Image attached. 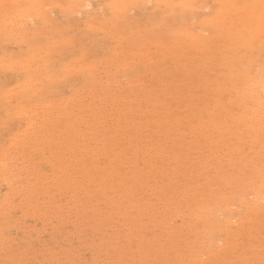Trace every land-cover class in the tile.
<instances>
[{
	"label": "rangeland",
	"instance_id": "obj_1",
	"mask_svg": "<svg viewBox=\"0 0 264 264\" xmlns=\"http://www.w3.org/2000/svg\"><path fill=\"white\" fill-rule=\"evenodd\" d=\"M66 1L67 0H62L61 4L64 5L66 3ZM100 1L101 2H99V0H93L94 5L90 9L93 10V9H96L97 7L100 8L102 6L101 9L97 8V11L99 10L98 11L99 15L96 14L97 16H95V17L101 16L99 18L103 19L105 16H107V12L103 9V5H104L103 3H105L106 0H104L103 2H102V0H100ZM62 2H64V4ZM96 2H99L98 3L99 6H97L98 4ZM209 3H208V5H210L209 6L210 9H206L207 11L204 10V13L199 14L201 18L205 14L207 15L211 12H214V13L216 12L217 7L215 5H213L211 1ZM155 5H156V3L153 1L147 3L146 6L144 5V12L141 11V10H143V8L140 10H137V7H140V6L143 7L142 5L136 6L135 9L133 8L134 10H131L132 14L130 13L129 16H132V17L131 18L129 17V18L135 23L134 25L138 26L141 23L139 26L140 27L144 26L143 28L141 27L140 29H142V30L149 29L150 26L157 24V22L159 21V18L162 15L159 10H154L156 8L152 9L153 7H155ZM52 7L50 8L51 12L49 11L50 13H52V15L50 14L51 16H49V18L54 17L53 20L50 19L52 24H54L55 23L54 21H56V20L58 21V23L56 21L55 25L52 26V24L50 25V22H49V25H45L44 27H42V29L40 31L42 32V30H43V32H42L43 35L41 34L42 36L41 35L39 36L40 45L43 43L44 47H46V46H48V43L51 41V39L52 38L54 39V36L51 34L53 37H49L48 33H55L56 32L55 35H57L56 36L57 38L59 37V39L64 38V40H68V39H74V35L76 36L77 33L79 32L80 35H77L79 37L78 40L80 41L82 39V41H80V42L77 41L78 43H75V41H74V43H75L74 47L68 51H65V52L64 51L62 52L60 50L56 51V55H58V56H55V59H56L55 62L56 63L58 62V64L54 63L55 69H57V70L61 69L62 65L68 64L67 63L68 61H70L69 63H71L77 56L80 55L81 50L83 49L82 48L83 46L85 47V49L87 51L89 49V51H91V53L94 54V55H92V57L97 56L96 62H99L98 60L101 61L104 57L106 58L108 55L110 58L107 57L106 58L107 60L104 59L108 63L103 61V60L101 61L102 63L99 62V63H101L100 64L101 66H99V63H97L98 64V65H96L97 71L100 74L97 75V73H96L97 71H95V76L98 77V78L97 77L95 78L96 81H91V78H88V77H86V79H87L86 80L83 77L78 76V75H75L76 77H74V78H73L74 75H72V78L70 79V77H71V75H70V76H68L69 77L68 81H70V82L67 81V77H66V79H64L63 81L61 80V81H58L57 83H54L55 85L49 84L50 87L47 86V89L50 88V89H48L49 91L48 90H46L47 92L45 91L46 98L50 99L51 102L53 101V103L56 99L57 100V102H55L56 105H53L52 108L54 109L55 108L54 106L57 107V105L58 106L60 105L59 106L60 108L58 107L57 109L55 108V110H53L51 107L50 108L45 107V105H43V103H39V105H37L38 107L36 106L37 109H36L35 114L37 113L38 117L39 116L40 117L45 116L47 118V117H49L48 116V114H49L50 117L54 120L56 117L55 122H58L61 119L60 122H61V124H64V126H62L60 124V122L57 125V127L61 125V127H60L61 132H62V129H64L65 127H69V125H71L73 123L72 126L75 128V132H76V133L74 132L75 133L74 137L69 135V133H67V135H66L65 133L67 131L64 130L63 132H65V133L64 134L62 133L63 136H61V134L59 135V133H61V132H59L58 134L55 133V135L51 134L52 136L50 134L49 135L45 134L44 135L45 138H46V135L49 136V138L47 137L45 139L44 136L39 135L38 131L34 132V130L32 129L33 127L31 128V125H29L30 126L29 128H31L33 131H30L31 129H29L28 126H26L28 123L26 122L27 123L26 124L25 121L20 119V118H17L18 121L16 120V118H14L15 121L18 122L17 126H15L16 122L14 121L15 124L12 123L13 121L10 122L11 117H9L8 114L6 113L4 106H0V121H1L0 127L3 125L1 128L5 130V131H3L0 128L1 129L0 131L3 132V133H0V137H2V136L5 137L4 135L8 136L7 138H4V139L0 138L1 139L0 140V148L2 147V150L0 149V157H1L0 163H3V160H1V159H4V158H2L1 154L4 152H5L4 153L5 155L7 153L8 154L10 153V156L7 154L9 157L5 158L6 159L5 161L6 162L8 161L7 163L10 165V168H11V171L13 172L12 173L13 175L12 176L7 175V176L10 178H13L11 181H12V183L14 182L13 185H11V186H14L13 187L14 189H12V187H10V184H8L5 181V178L3 177V175L0 174V180H1V177H3L2 181H5L8 184V186H7L5 182L0 181V182H2V183H0V203H2L0 205L3 206V207L0 206L1 207L0 208V264H140L139 262H141V264H159V263L161 264L164 261H165L164 262L165 264H169L170 262L167 263V260L169 261L171 259L172 252L174 254L172 256V258H174V259L176 257L177 258L175 260L171 259L170 261H173V262L175 261L174 263L171 262V264H176V263L183 264L182 260H184V262L186 261V263L189 262L191 264L190 261H191L192 257H191V255H189V257H188L186 252L188 254L189 253L191 254L192 249H186L187 251L184 250L185 253L184 252L182 253L184 255H187V259L184 258L183 255H181V256L178 255L179 254L178 252H180V254H181V251H183V249L182 250L180 249L181 246L185 245L188 240L192 241L193 244H195V246L200 247V248L198 247V249L196 248L197 250H195L196 255L198 256L197 257L198 260L201 259L200 257L204 256L203 259L206 260L205 264L209 263V262L211 263L212 261L213 262L211 264H215L214 261L217 263V260H215L213 258L209 259L208 255H202V254H205L204 251L201 252V250L207 251L208 249L207 250L201 249V245L199 243V241H202L204 239V236H205L204 232L200 233L201 231H205V223L200 218L201 217L200 216L201 211L199 208H200V206H202L203 204H206L208 201L212 200L215 197H218V198L221 197V200L218 198L216 199V202H218V201H224L226 197H230L232 195L231 198L234 199V203L232 206L234 209L233 211L234 212H237V211L243 212V210L241 208H239L240 200L243 198L244 195H245V199L248 196V195H246L247 193L245 194V191H247V190L250 191V189L247 187L246 183L250 182L251 180L257 179V176L259 173L261 176L264 177V159H263L264 158V155H263V153H264V142H262L261 144L260 143H254L253 139H251L247 134H246V136H243V137L240 135L241 136L240 138L239 137L236 138L235 135L234 136L227 135L228 133H226V132L224 133L225 129H223V128L215 129L216 131L214 130V126H212L213 123H211V122H215L216 120L218 121V119H219L218 113L220 111H221L220 113H223V111L225 112L226 110H229L228 108H231V110H232V106L229 102L225 101V103H224V100L222 97L227 99L228 98L226 96L227 94L223 95L222 97L218 96L219 99L217 100V96H215L216 99H214V97H212L213 96L212 94L208 95V94L203 93L204 90L201 88L203 87L202 86L203 82L205 84V82L209 81L210 78H208V77H213L211 79L212 82H216V84L219 85L220 87L223 84V81H224L223 79L218 81L217 78H215L213 73L211 75L207 71H204V72H206V74L204 73L205 76H207V74L211 75V76L205 77L203 74V70H200V69H198V71L199 70L200 71H199V73H197L198 72V71L196 72L197 69L193 70L194 69L192 66L193 64H190V62H189V66L191 65L190 66L191 68L188 65H187L188 68H186V67L182 68L185 71H186V69L188 70V72L186 71L187 74H185V76H187V77H184L185 80H182L184 78H181V76H179L180 79H178V80H180V81L176 80V78L178 77L177 72L176 73L172 72L173 75H172V78H170L169 77L170 75H168V74H171V73L170 72L165 73L162 70L163 69L162 64H160L162 66V67H160V65L158 66V64L153 65L152 63H149L150 64L149 68H147L148 64H145V63H148V61L149 62L151 61L150 58H152V55H153V58L155 59V57L158 56L157 53H160L158 51H160L161 49L159 50L158 48H154V47L152 49L153 52L151 51L152 53L151 54L149 53L151 55V57L149 56V54H148V56L150 58L148 56H146L150 60L146 59V61H145L146 57H143L144 60L141 59L142 57H139V55H140L139 54V55H137V57L135 59H134L135 56L132 57L133 61H131V63H130L131 66L128 64V62H127L128 65L124 66L126 61L130 62V60L132 58L130 59V56H129L128 59L125 60L124 57H122V58L120 57V59L115 60L116 56L112 57V55H113L112 52H114L116 50L114 47L115 45H113L117 41L116 39H114L112 41V38H113L112 36L106 35L102 32H97L94 34L92 32L90 34L91 31H89V36H87L88 30H91V29L87 26L88 24H86L85 22H87L86 20H89L90 17L93 15L88 16L87 14H84V15L77 14V15H80L81 17L74 15L75 17H77V18H74L73 14L71 15L70 13H65L66 11H65V8L63 6H61V7L55 6L54 8H52ZM61 9H62V11H61ZM92 10H89V12L90 11L92 12ZM100 10H103V11H100ZM150 10H152V16L153 17L150 15L151 14ZM156 11H157V13H156ZM60 12H62V14L59 15ZM64 13H65V15H64ZM63 15H64V17H63ZM85 15L87 16V18ZM149 15L152 17V19H150L151 17ZM159 15H160V17L158 18ZM68 17L73 18L72 22L75 21V19H76V22H74L76 24V26L73 25L74 23L72 24L73 26H75L76 31H75L74 27L71 26L73 30L70 33H65L68 35L67 36L64 33L62 34L61 31H63L62 29L68 25L67 23H71V22H67L69 20ZM64 18H68V20L64 19ZM81 22L84 23L83 26H82ZM138 22H139V24H138ZM59 23L63 28L62 27L58 28ZM79 23H80V26H79ZM152 23H153V25H152ZM180 24H182V22ZM69 26H70V24H69ZM69 26H68V29H65V31H63V32H66L67 30L69 31V28H71ZM56 27H57V29H56ZM80 27L83 28V30L80 29ZM85 27L87 29L88 28L89 29L86 30ZM60 28H61V31H60ZM45 29H46V31H45ZM54 29H56V31ZM58 29H59V31L57 32ZM44 31H45V33H44ZM44 35H47L48 37L47 36L45 37ZM71 35H73L72 38H71ZM163 35H162V38L165 40L166 37H165V35L164 36ZM65 36H67L68 39H65ZM80 36H81V38H80ZM18 39H20V40H18ZM18 39L16 38L17 42L14 41V38H13L12 41L6 40L5 41L6 43H5L4 42L5 39L0 38V45H2L0 47V51H2V50L7 51V52L8 51H10V52L15 51V53L13 52L14 54L24 55L26 49L23 47V45L21 47L19 46V45H21L20 42L22 43V41H21V38H18ZM91 39L94 41V43H92L93 41ZM165 41H169L168 37H167V40H165ZM45 42H47V43H45ZM51 42H53V41H51ZM17 43H19V45H17ZM43 44L41 46H43ZM87 44H88V46H87ZM76 45H77V48H76ZM116 45H117V42H116ZM112 47H114V48H112ZM47 48L49 49L51 47L49 46ZM154 49L155 50L157 49L158 51L157 50L155 51ZM97 50H98V52H97ZM131 50L134 51V50H136V48L131 49ZM131 50H130V55H132L131 53H133V51H131ZM58 51H60V52H58ZM83 51L84 50H82V52ZM100 51H102L101 54H99ZM119 51L120 50H118V52ZM137 51L138 50H136V54H137ZM61 52L64 53V55L62 54V56H59L61 54ZM161 52H163V51L161 50ZM91 53H90V56H91ZM138 53H139V51H138ZM88 54H89V52H88ZM142 54H145V49H144V53H142ZM154 54H155V56H154ZM67 55H68V58H67ZM114 55H116V52H114ZM72 58H74V59L72 60ZM108 59H111V60L113 59L116 63L113 60H112V62H114L115 64L111 63V61ZM136 59H139L138 61L141 60L140 63ZM120 60L121 61L125 60V61H123V62H125V63H123V68H125L126 66H130V68L127 67V69H125V70L121 69V66H122L121 63L122 62L120 64H117V61L120 62ZM109 61L111 64L109 63ZM169 61H171V62H168V64L166 65V69H168V71L172 70L170 64L173 65V60L170 59ZM103 62H105V64H103ZM134 62H136V63L138 62L137 65H135L136 63L134 64ZM104 65H106V67H104ZM132 65H133V67H132ZM143 65L146 66V68L143 67ZM168 65L170 66V68ZM98 66L100 67V70H98V68H99ZM257 66H259V65L257 64ZM112 67H114V68L112 69ZM116 68L117 69L119 68V70L121 71V72L119 71V73L121 75L119 73L117 74L120 76V77L118 76V78L115 77L116 73H113ZM155 68H157L156 69L158 71V72H156L157 74L154 73V71H156V70H154ZM101 69H105V71L107 70V72L104 73V71L103 70L101 71ZM109 70H111L112 72ZM144 70L146 72H144ZM184 70L180 69V71L178 73H180ZM191 70H192V72L193 71L196 72V73H193L194 75H192V76H194L193 78H197V81H198V82L196 81L194 85L191 84L193 82V79H192V82L190 81V78H192L189 76V74L190 75L192 74ZM116 71L118 72V70H116ZM185 71L182 73L184 74ZM3 72L4 71H2V70L0 71V86H1L0 89H2L3 83H5L7 85V87L12 86L11 88H16L17 86H15V87H13V86L17 85L16 84L17 83L16 82L17 74H14V73L9 72V71H7L8 73L7 72L3 73ZM145 73L148 76H146ZM182 73H180V75ZM133 74H135L136 77H138L139 79L137 78L138 80H136V78L133 77ZM159 74H160V76H159ZM175 74H177L176 78H175ZM195 74H197V75H195ZM154 76H156V77H154ZM188 76L190 77L189 79H187ZM199 76H201V77L203 76L205 78L202 77V79H200L201 81H199V78H198ZM153 77H154L155 81H158L159 78L162 79V77L164 78V80L161 82L159 79V82H160V84H159V83L155 82L154 79H151ZM168 77L170 78L169 81L166 80V79H168ZM99 78L102 80L101 82H100ZM131 78L133 81L131 80ZM106 79H107V81H106ZM186 79H187V82H186ZM115 80H117V81H115ZM174 80L176 81L175 82L176 84L182 83L181 81H183V84L186 86L185 87L186 89L183 88V89H185L184 92L187 93V91L189 92V89H192V92L187 93L188 95L183 93V91H182L183 95L184 94H185V96L186 95L187 96L192 95L193 98H195V99L202 98L203 102L201 101L200 104L201 103L203 104L205 102L206 106H204L203 108L210 111V113H211V115H209L210 117L205 112L201 111L198 108L197 104L195 105V108H193V110H192L190 108L192 106L190 102H188L189 105L187 103H184L186 100H188V98L186 99L187 96L184 97L183 95H180L182 93L179 92V94H178L175 90H172L173 87L175 86V84H173ZM88 81H89V84H88ZM97 81H99V83ZM109 81H111V82H109ZM131 81L134 82V84ZM152 81H154L157 85H154L155 83ZM94 82H95V85H93ZM121 82H123V83H121ZM135 82L137 83V85H139V87L136 85ZM140 82H141L142 87H144L143 85L148 82L149 84L148 85L146 84L147 86H145V88L148 87L147 89L149 90V96L152 93L154 96L159 97L160 102L163 99L162 102H164L165 104L164 105L161 104V105L166 107V108H164V109L160 108L161 107L160 104L155 105L156 107L154 108L153 107L154 104H151V101H153V99H151L150 97L146 98V97H144L146 95L142 94V91L140 90V89H142V88H140L141 87ZM151 82L153 83L154 86L152 85ZM97 83L98 84L101 83V85H98ZM115 83H117V84H115ZM187 83L188 84L190 83V84L187 85ZM103 84L105 86H103ZM113 84L115 85V87ZM124 84L126 85V87ZM127 84H128V86H127ZM130 84H132V87ZM168 84H169V86H167ZM171 84H173V85L170 86ZM81 85H83L84 88ZM89 85H91V86H89ZM133 85H136L137 87L135 86V88H134ZM96 86H98V88ZM119 86H120V88L118 89ZM194 86H195L196 90H194ZM80 88H82L83 90H85V89L86 90L82 92V89L79 90ZM89 88H92V89H89ZM122 88H123V91H122ZM125 88H126V90H125ZM129 88H133V89L128 90ZM138 88H140V89H138ZM158 88H159V90H158ZM94 89H96L95 92H98V93L100 92L99 93L100 96L99 95L96 96V94H98V93H95ZM101 89H103V90H101ZM110 89H111V91H110ZM112 89H114L115 91ZM155 89L158 90L157 91L158 93L155 92L156 91ZM139 90L141 93V95L139 94L140 96L138 95L139 92H137ZM197 90H199L202 93V94L200 93L202 95L201 97L199 96L200 94L198 93ZM53 91L55 93H53ZM74 91H76L77 93L76 92L74 93ZM104 91L110 95H111V93L114 92L112 94V98H114V99L119 97V99L116 101V103L119 102V103H117V106L113 107V105H116V104H114L112 98H110L111 96L107 95V97H104L106 95ZM1 92L2 91L0 90V97H1L0 98V104L2 105L1 102L4 100V98L1 95ZM84 92H85L86 96L83 95ZM103 92L105 95L103 94ZM115 92H117V93H115ZM171 92L173 94H170ZM78 93H79V97L84 98V100H82V98H79L78 95L73 96V94H78ZM93 93H95L94 95H95L96 99L94 98ZM133 93H135L136 95ZM155 93H156V95H155ZM197 93L199 95H197ZM117 94L118 95L121 94V95L117 96ZM123 94H125V95L123 96ZM175 94H177V95L174 96ZM70 95H71V98L73 97L74 102H76V103L73 102V99L71 100L73 102L71 105H70L71 101H67L66 105H68L69 107L66 106L67 108L65 107L66 110L64 112L63 108H61V107L65 106V105L62 106L65 102L64 100H67V99H65V97L68 98V100H69ZM179 95L184 97V99H181V101L183 100L182 102L179 100L180 99ZM207 95H208V98H210L211 100L207 99ZM263 95H264V91H263ZM87 96L88 97L93 96V97L92 98L89 97V99H90L89 100ZM136 96H137L138 100L136 99ZM161 96H163V97L161 98ZM197 96H199V97H197ZM63 97H64V100L62 101ZM75 97H77V100H75L76 99ZM85 97L87 99H85ZM124 97L125 98L128 97L126 99L127 100L129 99V100L127 101ZM142 97H144V98H142ZM183 97H181V98H183ZM78 98L80 100H78ZM106 98H107V100H106L107 102L103 101ZM120 98L122 99L121 100L122 102L120 101ZM130 98H132L133 100L135 99L134 107L136 106V104H138L139 107H140V105H142V103L145 105V106H142V107H144V109L142 107H141V109H138L139 108L138 105L136 106V107H138V108H136L137 110H139V111L142 109L144 110V112L146 113L144 116H142V114H143L142 111H140V113L135 112V113H137L136 114L137 116H138V114H139V116H141L138 118L135 115V113L133 114V116L130 114L129 107L131 106V108H133V106H132L133 100H131ZM167 98H168V101H167ZM169 98H170V100H169ZM204 98H206V100H208V101H205ZM99 99L100 100L103 99L102 102ZM140 99H146V100H140ZM124 100H126V101H124ZM172 101H174L176 103V104L174 103V105H176V107L178 104L180 105L182 103L183 106H182V109L179 110V111H181L180 114L178 113L179 115H181V116L183 115V117H184L188 114L187 112H189V114L192 113V115L188 114L189 116L188 115L186 116L188 118L182 117L181 123L182 122L184 123L183 120L186 121V119H188V122L190 120H192V121H190L189 123L187 122L185 125L182 123V126H183L182 127L180 124L177 125V123L179 122L178 119H180V116L176 113L177 116H179V118H176L177 116L175 118H172L171 117L172 114H169L171 116L167 117V115H166L165 118L167 120H165V121H167V124H169L170 126H173L175 128L177 127V130L175 129V132H174L173 131L174 128L172 127L171 128L172 130L170 129L171 131L170 130L168 131V128L164 127L163 129L167 130L168 132L161 131L159 128H155L156 126L158 127V122H157V125H156V123L153 124L155 122L153 120H155L154 118L156 117V121H159V120H157V118L159 119L160 116H161L160 118L164 119V115H162L161 113H163V112L165 113V111L166 112L168 111L167 107H169V106H167V105H172L173 104ZM211 101L213 103L214 102L215 103L213 104ZM68 102H69V104H68ZM93 102H95L96 104H94ZM14 103H13V106L14 105L16 106L17 102L15 101ZM109 103L112 106H110ZM22 104L23 103H21V105ZM84 104H85V106H84ZM100 104H102V106ZM106 104L109 105L108 108L106 107L107 106ZM147 104L149 106H147ZM150 104L153 107L152 111H151ZM202 104H201V106H202ZM40 105H43V106H40ZM103 105H105V107L107 109H105L103 107ZM125 105H126V107H125ZM185 105H187L186 107L189 110L187 112H186L187 109L184 108ZM99 106L102 107V109ZM207 106H208V108H207ZM210 106H212V107L210 108ZM261 106H262L261 104L257 105V107H259V108ZM39 107H41V108H39ZM43 107H45V109L48 111H46ZM90 107H91V109L93 108L94 110L92 109V111H91ZM77 108H81L83 111L81 109L78 110ZM85 108L88 111H86ZM110 108H111V110H110ZM117 108H119V109L117 110ZM237 108H238V106H236L235 110H237ZM59 109H60V111H59ZM98 109L101 110L102 117L104 116L103 119H105V116H108L111 114L113 117L115 115V117L113 118L112 116H108L110 118L108 119V117H107L106 118V120L108 119L107 121L104 120V122H101L100 120H103V119L101 116H99L100 113H99ZM1 110H3V111L1 112ZM51 110H53V111H51ZM125 110H128L129 113L127 111V113H128L127 114L125 112ZM162 110H164V111L162 112ZM182 110H183V112L185 111L186 114H185V112L182 113ZM218 110H220V111L218 112ZM235 110H232V111L237 112ZM37 111H39V112H37ZM84 111H86V112H84ZM103 111H106L107 113L103 112ZM149 111L152 112V115L148 114V113H150ZM154 111L156 112V114ZM46 112H48V113H46ZM61 112H64V113L62 114ZM89 112L90 113L92 112L91 113L92 115H89L90 114ZM113 112H116V113H113ZM2 113H4L2 115L3 117L6 114L7 115L3 118L1 116ZM71 113L75 114L77 117H78L79 113L82 115L86 114V115H84V119H83V117H80V115H79V117L84 122L81 121V124H80V122L78 121L79 119L78 120L76 119L77 120L76 121L75 120L76 116L72 117L73 115ZM157 113H158V115H157ZM168 113H165V114H168ZM42 114H44V115H42ZM193 114L195 116L198 114V117L200 119H203L202 117H204L203 120L205 121V124H207L206 126L208 127V129L205 125H204V128L202 129L203 125L202 124L198 125V120H196L198 118L192 119ZM204 114L206 115V118L208 117L207 119L205 118ZM126 115H129V118L131 117V118H137V119H134V120L132 119L129 121V118H126L127 117ZM147 115H149V116H147ZM153 116H154V118H153ZM215 116H217V119H215ZM88 117L90 118V120ZM58 118H60V119H58ZM122 119H124V121L121 122L120 120H122ZM171 119L172 120L175 119L172 121L173 125L171 124ZM139 120L142 122V124H141V122H139ZM151 120H152L151 124H152L153 128L150 126L151 125L150 123H147V121L150 122ZM193 120L196 123L193 122ZM3 121H5V122H3ZM41 121H43V120L41 119ZM70 121L72 123L69 124ZM105 121L106 122L110 121V122H109V124L106 123L107 125H105ZM113 121H115V123H112ZM98 122H100V124H104V125H100ZM2 123H4V124H2ZM9 123L13 124L14 126L10 125ZM96 123H98L100 125V127ZM7 124H9L10 127H9V125L6 126ZM196 124L199 127L201 126L200 127L201 130H199L200 128ZM226 124H227V121L225 122V125ZM42 125H44V123ZM108 125H109V127L111 125L110 128L108 127L109 132L107 131ZM134 125H136V126H134ZM153 125H156V126L154 127ZM5 126H6V129H5ZM25 126L27 128L23 130V128H25ZM77 126H79L80 129ZM184 126H186V127H184ZM142 127H143V129L146 128L147 130H148L147 127H149V128L151 127L152 129L150 128L147 132V130H145V129L142 131ZM180 127H182V129H183V130L181 129L182 131H179ZM197 127H198V129H197ZM85 128H87V129L85 130ZM98 128H100V129L102 128L101 131L99 130L100 132L98 130H96ZM27 129H29V130L27 131ZM76 129L81 131L80 135L78 134L79 131H77ZM185 129H187V130H185ZM232 129L238 130V132H243L245 129H247V127H243L242 125L240 126V124H238V125L234 124V125H232ZM6 130H8V132ZM19 130L21 132L23 130L24 131L23 133H25L27 131V132H29L30 135L28 134V136H26L27 134H23V133L21 134L20 133V136L23 135L22 137H20V136H18V134L16 135V132L19 133L18 132ZM35 130H37V129H35ZM92 130H93V133H92ZM128 130H129V132L132 131L134 134H132V133L129 134V132H128V135H127L126 131H128ZM188 130H189V132H188ZM207 130H208V133H207ZM68 131H70V130H68ZM96 131H98V132L96 133ZM190 131H191V135L188 134V133H190ZM195 131H197L198 134ZM5 132H7V133L5 134ZM12 132L15 134H13ZM123 132L126 136L125 135L123 136ZM162 132H164V134ZM119 133H120V135L121 134L122 135L120 136ZM156 133H157V135H156ZM169 133H171V134H169ZM177 133H179V135H177V136H180L179 138H176V136H175ZM84 134H86L87 136ZM159 134H160V136H159ZM196 134L199 136L197 137ZM56 135H58V136H56ZM139 135L141 137V138L139 137L140 140H138ZM165 135H166V138H165ZM170 135H172V136H170ZM186 135H187V138H186ZM16 136L20 138V139H18L20 141L17 143H14L15 139L17 138ZM24 136H26V137H24ZM29 136H31V137H29ZM53 136H55L56 138H54ZM127 136H128V138H127ZM173 136L176 139L173 138ZM27 137H29V139H27ZM32 137H34V139ZM42 137L45 140L42 139ZM65 137H67L68 139ZM142 137H144V138L142 139ZM129 138L132 139L133 142H131V140ZM133 138H135L137 141ZM9 139H10V141H9ZM11 139H14V140H12V142H11ZM21 139H24V140H21ZM25 139H27L26 140L27 142L25 141ZM55 139H57V140H55ZM119 139H120V142H119ZM174 139H175V141H174ZM121 140H122V142H121ZM167 140H168V142H171V143L170 144L167 143ZM183 140H184V142H183ZM159 141L161 142V144H163V143L164 144L161 145ZM180 141H182V142H180ZM29 142H30V144H29ZM140 142H141V144H140ZM10 143H13V144L11 145ZM146 143H148V144H146ZM156 143H158V144H156ZM180 143H182V144H180ZM7 144H8V147H12V148H8ZM17 144H18V146H17ZM21 144H22V146H21ZM23 144H25L26 146L25 145L23 146ZM109 144L110 145L112 144V147L111 146L109 147ZM126 144H127V146H126ZM135 144L137 146H135ZM165 144H167V145H165ZM104 145L107 146L108 148H106ZM119 145H121V146H119ZM171 145H172V148H171ZM192 145H194V146H192ZM13 146L16 148H13ZM37 146L38 147L41 146V147L34 150V148ZM124 146L126 149L122 148ZM156 146L158 148H156ZM18 147H20V149L17 150ZM102 147H104V149ZM116 147H118V149ZM163 147H164V150H163ZM7 148L9 151H6ZM42 148H44V149H42ZM80 148L82 150H80ZM139 148H140V150L138 151ZM24 149H27L30 151H25ZM41 149H42V152H40ZM60 149H61V151H60ZM91 149H93V150H91ZM100 149H102V150H100ZM19 150H20V152H19ZM36 150L38 152H36ZM44 150H45V152H43ZM54 151H57V153L56 152L54 153ZM66 151L67 152L69 151V152L67 153ZM87 151L89 153H87ZM92 151H95V154ZM125 151L128 154L124 153ZM137 151H138V153H137ZM189 153H192V154L189 156L188 155ZM4 154H3V157H4ZM82 154H84V155H82ZM249 154H251V155H249ZM47 157H51V158H49L50 160ZM9 158L12 160L10 161ZM17 158H18V160H16ZM41 158L44 160H42ZM93 158H95V159H93ZM164 158H166V160H164ZM26 159H27V161H26ZM67 159H69V160H67ZM22 160H24V162ZM104 160H107V161H104ZM155 160H157V163H156L157 171H155L156 169H153V166L155 168V164H154ZM69 162H71V164ZM113 162H114V164H113ZM172 162H174V163H172ZM183 162H185V163H183ZM197 162H199V163H197ZM195 163H196V165H195ZM26 164H28V165L26 166ZM67 165H69V166H67ZM146 165H148V167ZM13 166L15 167L14 170H13ZM60 166H61V169L58 168ZM140 166L142 168H144V167L145 168L147 167V168L143 172L144 169H142ZM151 166H152V169H151ZM25 167L27 169H25ZM70 167L72 170L69 169ZM104 167H107V168H104ZM176 167H178V168H176ZM188 167H189V169H188ZM246 167L247 168L249 167L248 170L246 169ZM180 168L181 169L184 168V169H182L183 175H181V173H180L181 172ZM198 168H200V171ZM57 169H59V170H57ZM21 170L23 171V173ZM130 170H131V172H130ZM141 171L145 175L147 174L148 176H146V177L143 176V173H141ZM151 171H153L154 173ZM187 171H188V173H187ZM120 172H122V173H120ZM38 173H40V174H38ZM185 173H187V174H185ZM67 174H69V175L67 176ZM90 174L92 176H90ZM84 175H86V177ZM201 175L203 176L202 178H204V179H198ZM251 175H253L254 177ZM30 176H33V177L30 178ZM57 177H58V179H56ZM91 177H93L92 178L93 181L95 180L94 182H92ZM144 177H145V180L143 179ZM75 178H76V181L78 183H76ZM138 178H139V180H138ZM260 179L261 178H259V180ZM61 180H62V182H61ZM20 181H22V183L24 181V184H22ZM143 181H144V183H143ZM217 182H219V183H217ZM16 183L19 184V185H17V187L15 186ZM53 183H54V185H53ZM72 183H75V185ZM106 183H107V185H105ZM188 184H189V186H188ZM233 184H234V186H233ZM62 185L65 186L67 189L65 190V187H63ZM36 186H37L38 190L35 189ZM202 186H204V187H202ZM7 187H8V190H7ZM46 187L51 189V191L49 189H48L49 190L48 191ZM163 187H164V190H162ZM168 187H171V188H168ZM16 188H18V189L20 188V189H22V191H19L20 189L17 191ZM39 188H42V190L41 189L39 190ZM207 188H208V191H207ZM227 188H228V190H227ZM204 189H206V191ZM35 190H37V191L35 192ZM197 190H200V192L198 191L199 192L198 193ZM61 191H63V192H61ZM193 191L197 192V193H194V194L191 193ZM138 192H140V193H138ZM145 193H147V194H145ZM190 193H191V195H190ZM238 193H240V194H238ZM8 194L10 197L8 196ZM4 195L7 197H5ZM33 195H35V196H33ZM75 195H77L78 197H76ZM32 196L34 198H32ZM164 196H166V197H164ZM196 196H199V197H196ZM3 197H5L6 199ZM21 197H23L25 199H22ZM200 197H203V198L199 200ZM252 197L253 196L250 195L249 200L252 199ZM30 198L33 201L36 199L34 201V203ZM125 198H129V199H125ZM4 199L7 201L9 199L10 202L8 204L4 203L3 202V201H5ZM44 199L46 200V202L44 201ZM87 200L89 201V203ZM247 200H248V198H247ZM10 203H12V205ZM201 203H203V204H201ZM79 204H80V206H79ZM191 204H193V205H191ZM7 205L9 208H7ZM58 205L60 206V208ZM81 205H82V207H81ZM181 205H184V206H181ZM234 205H236V206H234ZM17 206H20V207H17ZM5 207H6V209H5ZM21 207H23L24 209ZM2 208H4V209H2ZM79 209H80V211H79ZM181 209H183V210H181ZM184 211H187V213ZM180 212H182V213H180ZM124 217H126V218H124ZM262 217H263V219H261ZM195 220H199V221L196 222ZM258 220H260L259 222H263L264 216H262V215L259 216ZM7 221H10V222H7ZM133 223H134V225H133ZM198 223H200V224H198ZM137 225H138V227H137ZM198 225H200V226H198ZM261 226H262L261 229L264 231L263 225H261ZM186 228H187V230H186ZM198 228H199V230H198ZM44 231H45V233H44ZM140 231H141V233H140ZM188 231H190L189 232V236L191 235L189 237L190 239H188V237H187ZM194 232H196V233H194ZM198 232H199V234H198ZM46 233H48V234H46ZM71 233H72V235H71ZM192 233H194V234H192ZM163 235H165V237ZM192 235H193V237H192ZM1 236H3V237H1ZM180 236H182V238ZM197 236H200V239ZM178 237H180V238H178ZM191 237H192V239H191ZM196 237L199 240L196 239ZM172 238H173V240H172ZM196 240H198V241H196ZM218 241H219V239H218ZM73 242H75V244H73ZM132 242H133V244H132ZM247 243L248 242L246 241V243H245L246 248L244 250H248L247 251V253H248L250 251H249V249H247L248 248ZM261 243H264V236L262 237V240L259 243V245H261ZM142 244H144V245H142ZM171 244H172V246H171ZM125 248L127 250H124ZM165 248H167L169 250H167ZM177 248L179 251L177 250ZM170 249H172V250L170 251ZM108 250H109V253H108ZM119 250H120V252H119ZM257 250H259V249H257ZM257 250H256V253L258 256H261L264 253V251H262V249L259 250V252ZM198 251H199V254L197 253ZM216 251H219V250H216ZM240 252H241V250H240ZM224 253H226V252L223 251V254H222V252L220 254L224 255ZM239 253H238V255L235 254L234 257L235 258H236V256L237 257H239V256L244 257V255H242V254H244L243 249H242V253H240V255H239ZM258 253L261 255H259ZM135 254L137 256H135ZM248 254H250V253H248ZM196 255L194 254L195 258H196ZM178 256H180V259H182V260H180V259H179L180 261L177 260ZM250 256L251 255H249L247 257H250ZM162 257H164V258H163V261L161 262ZM232 257H233V255H232ZM59 258H61V259H59ZM188 258L190 259V261L188 260ZM135 259L137 261H135ZM153 259H154V261H153ZM203 259H201V260H203ZM236 259H235L236 261L234 260V264H236V263L239 264L240 261L238 262V258H236ZM118 260H119V262H118ZM149 260H151V261H149ZM9 261H10V263H8ZM145 261H148V262H145ZM261 261H263V260H261ZM126 262H128V263H126ZM259 262H260V260H259ZM259 262L257 263V261H256L255 263L259 264ZM225 263L226 262H224L223 264H225ZM261 263L262 262H260V264Z\"/></svg>",
	"mask_w": 264,
	"mask_h": 264
},
{
	"label": "bare ground",
	"instance_id": "obj_2",
	"mask_svg": "<svg viewBox=\"0 0 264 264\" xmlns=\"http://www.w3.org/2000/svg\"><path fill=\"white\" fill-rule=\"evenodd\" d=\"M62 1V0H61ZM61 1L60 0H0V38H3V39H5L4 40V42L7 40V41H12L13 40V38H14V41H16L17 42V40H16V38L18 39V38H21V41H22V43L20 42V44L21 45H19V43H17V45H19L20 47L23 45V47L26 49V51H25V53H24V55H22V54H14L15 53V51H13V52H10V51H4V50H2V51H0V71L2 70V71H4V72H7V71H9V72H12V73H14V74H17V80H16V84L17 85H14L13 87H15V86H17L16 88H11V87H7V85L5 84V83H3V86H2V89H0L2 92H1V95L3 96V98H4V100L1 102L2 103V105L0 104V106H4V108H5V111H6V113L8 114V116L9 117H11L10 119V122L11 121H13L12 123H14L15 124V119L14 118H16V120L18 121V119L17 118H20V119H22V120H24L25 121V123L27 124L26 126H28V128L30 127L29 125H31V128L34 130V132H37L38 131V133H39V135H41V136H44L45 134H54L55 135V133L56 134H58L59 132H61V129H60V127H61V125L62 126H64V124H61V119L60 118H58V119H60V121H58V122H55V120H56V117H55V120L54 119H52L51 117H50V115L48 114V116L49 117H45V116H42V117H38L37 116V113L35 114V112H36V106L37 105H39V103H43V105H45V107H48V108H52V106L53 105H56L55 104V102H57V100L55 99V101H54V103H53V101L51 102V100L50 99H48V98H46V95H45V91L46 90H48V89H50V88H48L47 89V86H49L50 87V85L49 84H53V85H55L54 83H57L58 81H63L64 79H66V77H67V81L69 80L68 78V76H70L71 75V77H70V79L72 78V75H74L73 76V78L74 77H76L75 75H78V76H81V77H83L84 79H86V77H88V78H91V81H96L95 80V78L97 77V76H95V71H97V66L96 65H98L97 63H99V62H101L102 60L103 61H105V62H107L106 60V58L107 57H109V55L105 58H103L101 61L100 60H98L99 62H96L97 61V56L96 57H92V55H94V54H92L91 53V51H89V49H88V51L85 49V47L83 46L81 49L82 50H84L83 52H82V50H81V53H80V55L79 56H75L74 58H72V62L71 63H69L70 61H68L67 63L68 64H64V65H62V68L61 69H59V70H57V69H55V65H54V63H56L55 62V56H58V55H56V51L57 50H60V51H68V50H70V49H72L73 47H74V45H75V43H78V42H80V41H82V39L79 41L78 39H79V37L77 36V35H80V33L78 34L77 33V35L75 36L74 35V39H68V35L67 34H65V33H70V32H72V27L71 26H73V25H75L76 26V24L74 23V22H76V19H75V21H73L72 22V17L75 15V16H80V15H77V14H82V15H84V14H87L88 16L89 15H93V16H91L90 17V19L89 20H86L87 22H85L86 24H88L87 26L91 29V30H88L86 27V30H88V35L87 36H89V31H91L90 32V34L93 32V34L94 33H97V32H102V33H104V34H106V35H109V36H112L113 38H112V41L114 40V39H116L115 41L117 42V45H116V42H115V44H113V45H115L114 47H115V51L114 52H116V55H114V52H112L113 53V55H112V57L113 56H116V59L115 60H117V59H120V57L122 58V57H124L125 58V60L126 59H128V57L130 56V59L133 57V56H135L134 57V59L137 57V55H139V57H142L141 59H143L144 60V58L143 57H146V56H148V54L150 53H152L153 51H152V49H153V47L154 48H158L159 50L161 49L163 52H161V50L160 51H158L157 49V51L158 52H160V53H157L158 54V56L157 57H155V59L153 58V55H152V58H150L151 57V55L149 54V58L151 59V61L149 62L148 61V63H145V64H148V67L147 68H149V63H152L153 65L154 64H158V66L160 65V64H162V66L160 65V67H162L161 69L165 72V73H171V74H168V75H170L169 77L170 78H172V75H173V73H176L177 72V74H178V77H177V74H175V78H176V80H178V79H180V77L179 76H181V78H184V77H187V76H185V74H187V72H188V70L186 69V71L184 70V69H182V68H184V67H186V68H188L187 67V65L189 66V62H190V64H193L192 66H193V70H196V72L198 71V69H200V70H203V74L205 73L206 74V72H204V71H207L208 73H210L211 75H212V73L214 74V76H215V78H217V80L219 81V80H221V79H223L224 81H223V84H222V86L220 87L219 85H217L216 84V82H212V78L213 77H208V76H211V75H208L207 74V76H205V74H204V76L205 77H208V78H210L209 79V81L208 82H205V84H204V82H203V87L201 88V89H203L204 91H203V93H205V94H208V95H210V94H212L213 96L212 97H214V99H216L215 98V96H217V100L219 99V97L218 96H223V95H226L228 98L226 99V98H224V97H222L223 98V100H224V103H225V101L226 102H229L230 104H231V106H232V110H235L236 109V106H238V108H237V110H235V111H237V112H233L232 110H231V108H228L229 110H226L225 112L223 111V113L225 114H223V113H220L221 111L220 110H218V121L216 120L215 122H211V123H213V125L212 126H214V130L215 129H220V128H223V129H225L224 130V133L226 132V133H228L227 135H231V136H236V138L237 137H243V136H246V134L251 138V139H253V141H254V143H262V142H264V95H263V91H264V0H106L105 1V3H101L102 5H103V9L107 12V16H103L104 18L103 19H101V18H99V17H101V16H98V17H95V16H97L96 14H98L99 15V10L97 11V8H99V7H97L96 9H90L94 4H93V0H67L66 1V3L64 4V2H62L64 5H62L61 4ZM104 0H102V2H103ZM151 1H153V2H155L156 3V5H155V7H153L152 9H154V8H156V9H154V10H159L160 11V13L162 14H160L161 15V17H160V15L158 16V18H159V21L157 22V24H155V25H153V23H152V25L153 26H150L149 27V29H146V30H142V29H140L141 27L139 26L140 24H139V22H138V26L137 25H134L135 23L130 19L132 16H129L130 15V13H131V10H134L135 9V7L136 6H139V5H142L143 7H137V10H140V9H142L143 8V10H141V11H143L144 12V5L146 6L147 5V3H149V2H151ZM212 2V4L213 5H215L216 7H217V10H216V12L214 13V12H211V13H209V14H205L202 18L200 17V15L199 14H201V13H204V10H206V9H210V5H208V3L209 2ZM99 2H101L100 0H99ZM99 2H96L97 4L99 3ZM95 3V4H96ZM210 4V3H209ZM53 6V7H52ZM61 7V6H63L64 8H65V13H70L71 15L73 14V16L71 17V18H69V20H68V18H64V19H67L68 21L67 22H71V23H67L68 25L67 26H65V28H63L61 25H60V23H59V26H58V28L59 27H62L63 29V31H65V29H68V26H69V24H70V26L69 27H71V28H69V31L67 30L66 32H63V31H61V28H60V31L62 32V34L64 33L65 35H67V36H65V39H68V40H64V38L63 39H59V37L57 38L56 36L57 35H55V33H48L47 35L49 36V37H53L54 36V39L52 40L51 39V41H53V42H49L48 43V46H46V47H44V44H43V46H41L40 45V41H39V36L42 34L43 35V30H42V32L40 31L41 29H42V27H44L45 25H49V22H50V25L52 24L51 23V20L50 19H54V17H50L49 18V16H51L52 15V13H50L51 12V7L52 8H54V7ZM97 6H99V4L97 5ZM102 7V6H101ZM101 7L99 8V9H101ZM63 8V9H64ZM134 8V9H133ZM139 8V9H138ZM60 9V8H59ZM151 9V8H150ZM89 10H92V12L90 11L89 12ZM153 10V11H154ZM50 11V12H49ZM54 11V10H53ZM61 11H62V9H61ZM64 11V10H63ZM100 11H103V10H100ZM151 11V16H152V10H150ZM207 11V10H206ZM65 13H64V15H65ZM104 13V12H103ZM150 13V12H149ZM156 13H157V11H156ZM206 13V12H205ZM51 14V15H50ZM60 14H62V12H60L59 13V15ZM101 14V13H100ZM132 14V13H131ZM64 15H63V17H64ZM149 15V16H150ZM74 16V18H77V17H75ZM86 16V15H85ZM150 16V17H151ZM81 17V16H80ZM130 17V18H129ZM153 17V16H152ZM152 17L150 18V19H152ZM86 18H87V16H86ZM85 18V19H86ZM149 19V20H150ZM57 21V20H56ZM56 21H54L55 23H56ZM154 21V20H153ZM182 22V24H180ZM55 23L54 24H52V26H54L55 25ZM57 23H58V21H57ZM74 23V24H73ZM73 24V25H72ZM81 24H82V26H83V22H81ZM85 24V25H86ZM75 26H73L74 27V29H75V31H76V28H75ZM78 26V25H77ZM79 26H80V23H79ZM78 26V27H79ZM77 27V28H78ZM144 27V26H143ZM142 27V28H143ZM53 28V27H52ZM55 28V27H54ZM56 29H57V27H56ZM56 29H54L55 31H56ZM71 29V30H70ZM80 29H82L83 30V28H81L80 27ZM52 30V29H51ZM45 31H46V29H45ZM45 31H44V33H45ZM59 31V29L57 30V32ZM53 36H52V35ZM165 35V37H166V39L165 40H167V37H168V39H169V41H165L163 38H162V35ZM41 35V36H42ZM47 35H44L45 37L47 36ZM51 35V36H50ZM82 35V34H81ZM85 35V36H86ZM161 35V36H160ZM163 35V36H164ZM47 36V37H48ZM72 36L73 35H71V38H72ZM92 36V35H91ZM67 37V38H66ZM77 37V38H76ZM70 38V37H69ZM80 38H81V36H80ZM77 39V40H76ZM18 40H20V39H18ZM92 40V39H91ZM96 40V39H95ZM74 41H75V43H74ZM78 41V42H77ZM93 41V40H92ZM19 42V41H18ZM6 43V42H5ZM4 43V44H5ZM8 43V42H7ZM45 43H47V42H45ZM92 43H94V41L92 42ZM89 44V43H88ZM88 44H87V46H88ZM6 45V44H5ZM78 45V44H77ZM77 45H76V48H77ZM2 45H0V47H1ZM51 47V48H47V47ZM80 46V45H79ZM114 47H112V48H114ZM75 48V49H76ZM92 48V47H91ZM136 48V50H138L139 51V53H138V51H137V54H136V50H131V49H135ZM74 49V50H75ZM144 49H145V54H142V53H144ZM109 50V49H108ZM118 50H120L119 52H118ZM130 50L131 51H133V53H131L132 55H130ZM143 50V51H142ZM155 50V49H154ZM155 50V51H156ZM22 51V50H21ZM38 51V52H37ZM45 51V52H44ZM60 51H58V52H60ZM86 51V52H85ZM152 51V52H151ZM61 52V54L59 55V56H62V54L64 55V53H62ZM88 52H89V54H88ZM97 52H98V50H97ZM101 52L102 51H100V53L99 54H101ZM142 52V53H141ZM84 53V54H83ZM90 53H91V56H90ZM98 54V55H99ZM156 54V55H157ZM100 56V55H99ZM154 56H155V54H154ZM67 58H68V55H67ZM110 58V57H109ZM149 58H145V61H146V59H149ZM104 59H106V60H104ZM114 59V58H113ZM112 59V60H113ZM149 59V60H150ZM170 59H172L173 60V65L172 64H170L171 65V69L173 70H170V71H168V69H166V65L168 64V62H171V61H169ZM69 60V59H68ZM108 60H110L111 61V63H114V62H112V60L111 59H108ZM125 60H123V61H125ZM137 61L139 60V59H136ZM110 61H109V63H110ZM123 61H121L120 60V62H118L117 61V64H120L121 62V64H122V66H121V69H127V67L128 68H130V66H131V61H133V58L130 60V62L129 61H126V63L125 62H123ZM135 61V60H134ZM141 61V60H140ZM140 61H138L139 63H140ZM153 61V62H152ZM105 62H103V64H105ZM127 62H128V64L130 65V66H126L125 68H123V63H125L124 64V66L125 65H128L127 64ZM137 62V63H138ZM102 63V62H101ZM101 63H99V66H101L100 64ZM108 63V62H107ZM106 63V64H107ZM110 63V64H111ZM116 63V62H115ZM114 63V64H115ZM136 62H134V64H135ZM137 63L135 64V65H137ZM142 63V62H141ZM144 63V62H143ZM188 63V64H187ZM259 65V66H257V64ZM56 64H58V62L56 63ZM116 64V65H117ZM133 64V65H134ZM115 65V66H116ZM133 65H132V67H133ZM134 65V66H135ZM98 66V67H99ZM169 66V65H168ZM167 66V67H168ZM191 66V65H190ZM189 66V67H190ZM104 67H106V65H104ZM117 67V66H116ZM131 67V68H132ZM143 67H145L146 68V66H144L143 65ZM142 67V68H143ZM153 67V66H152ZM110 68V67H109ZM114 67H112V69H113ZM120 68V67H119ZM119 68L117 69H115V71L113 72V73H116V76L115 77H117L118 78V76L119 75H117L118 73H119ZM159 68V67H158ZM169 68H170V66H169ZM191 68V67H190ZM96 69V70H95ZM107 69V68H106ZM111 69V68H110ZM157 68H155L154 70H156ZM180 69L181 70H184L185 71V73L183 74L182 72H184V71H182V72H180V73H182L181 75H180V73H178L179 71H180ZM98 70H100V67L98 68ZM104 71V73H106L107 72V70L105 71V69H101V71ZM116 70H118V72L116 71ZM131 70V69H130ZM129 70V71H130ZM199 70V71H200ZM109 71H111V70H109ZM123 71V70H122ZM199 71L197 72V73H199ZM3 72V73H4ZM100 72V71H99ZM112 72V71H111ZM121 72V71H120ZM131 72V71H130ZM144 72H146L145 70H144ZM143 72V73H144ZM156 72H158L157 70L156 71H154V73H156ZM173 72V73H172ZM196 72H192V70H191V75L189 74V76L190 77H192V78H190L189 76H188V78L187 79H189L190 78V81L192 82V79H193V82L191 83L192 85H194L195 84V82L197 81V78H193L194 76H192V75H194L193 73H196ZM8 73V72H7ZM97 73V75L98 74H100V73H98V71L96 72ZM142 73V74H143ZM162 73V72H161ZM102 74V73H101ZM120 74V73H119ZM146 74V73H145ZM157 74V73H156ZM113 75V74H112ZM121 75V74H120ZM129 75V74H128ZM195 75H197V74H195ZM114 76V75H113ZM123 76V75H122ZM140 76V75H139ZM145 76V75H144ZM143 76V77H144ZM146 76H148L147 74H146ZM159 76H160V74H159ZM165 76V75H164ZM163 76V77H164ZM183 76V77H182ZM120 77V76H119ZM133 77L134 78H136V80H138L139 78L138 77H136V75L135 74H133ZM142 77V78H143ZM154 77H156V76H154ZM154 77L153 78H151V79H154ZM162 77V79H160L159 77V79H160V81L162 82L163 80H164V78ZM166 77V76H165ZM168 77V79H166V80H170V78ZM196 77V76H195ZM203 77V76H202ZM202 77L201 76H199L198 78H199V81H201L200 79H202ZM205 77H203V78H205ZM98 78V77H97ZM111 78V77H110ZM122 78V77H121ZM133 78V79H134ZM138 78V79H137ZM145 78V77H144ZM150 78V77H149ZM100 79V78H99ZM98 79V80H99ZM109 79V78H108ZM150 79V80H151ZM159 79H158V81H155V79H154V81L155 82H157V83H159L160 84V82H159ZM187 79H186V82H187ZM196 79V80H195ZM87 80V79H86ZM110 80V79H109ZM119 80V79H118ZM131 80H132V78H131ZM144 80V79H143ZM142 80V81H143ZM165 80V81H166ZM182 80H185V78L184 79H182ZM90 81V80H89ZM89 81H88V84H89ZM102 80L100 79V82H101ZM106 81H107V79H106ZM115 81H117V80H115ZM133 81V80H132ZM131 81V82H132ZM141 81V80H140ZM154 81H152V82H154ZM178 81H180V80H178ZM68 82H70V81H68ZM98 83H99V81H97ZM109 82H111V81H109ZM130 82V83H131ZM146 82V81H145ZM151 82V83H152ZM154 82V83H155ZM176 81L174 80V83L173 84H175V86L173 87V89L172 90H175L178 94H179V92L180 93H182V91H183V93H185V94H187V93H189V92H192V89H189V92L187 91V93L186 92H184V90L186 89L185 87V85L183 84V81H181L182 83H178V84H176L175 83ZM185 82V81H184ZM185 82V83H186ZM198 82V81H197ZM14 83V82H13ZM76 83V82H75ZM97 83V84H98ZM113 83V82H112ZM121 83H123V82H121ZM120 83V84H121ZM127 83V82H126ZM133 84H134V82H132ZM136 83V82H135ZM167 83V82H166ZM85 84V83H84ZM87 84V83H86ZM109 84V83H108ZM115 84H117V83H115ZM144 84V83H143ZM149 84L148 82L147 83H145L143 86L144 87H142V85H141V82H140V88H142V89H140V88H138V89H140L141 91H142V94H145L146 96H144V97H146V98H148V97H150L151 99H153V101H151V104H154L153 105V107L155 108L156 106L155 105H157V104H165L164 102H162L163 101V99L161 100V102L159 101V97H157V96H154L152 93L150 94V96H149V90L147 89L148 87H146L145 88V86H147V85ZM173 84H171L170 86H172ZM190 84V83H189ZM188 83H187V85H189ZM197 84V83H196ZM93 85H95V82H94V84ZM98 85H101V83L100 84H98ZM114 85V84H113ZM125 85V84H124ZM131 85V87H132V84H130ZM136 85H137V83H136ZM136 85H133L134 86V88H135V86ZM152 85H153V83H152ZM154 85H157L156 83L154 84ZM153 85V86H154ZM81 86H83V85H81ZM88 86V85H87ZM89 86H91V85H89ZM103 86H105L104 84H103ZM127 86H128V84H127ZM138 87H139V85H137ZM136 86V87H137ZM167 86H169V84L167 85ZM219 86V87H218ZM1 87V86H0ZM55 87V86H54ZM86 87V86H85ZM97 88H98V86H96ZM114 87H115V85H114ZM113 87V88H114ZM122 87V86H121ZM125 87H126V85H125ZM163 87V86H162ZM192 87V86H191ZM200 87V86H199ZM78 88V87H77ZM83 88H84V86H83ZM88 88V87H87ZM120 88V86L118 87V89ZM145 88V89H144ZM170 88V87H169ZM183 88H185V89H183ZM82 88H80L79 90H81ZM89 89H92V88H89ZM116 89V88H115ZM133 88H129L128 90H132ZM157 89V88H156ZM155 89V90H156ZM171 89V88H170ZM169 89V90H170ZM200 89V88H199ZM200 89V90H201ZM76 90V89H75ZM86 90V89H85ZM85 90H83L82 89V92L83 91H85ZM88 90V89H87ZM95 90L96 89H94V92H95ZM101 90H103V89H101ZM112 90H114V89H112ZM125 90H126V88H125ZM140 90L139 91H137V92H139L138 93V95L140 94L141 95V93H140ZM158 90H159V88H158ZM158 90H156L155 92L156 93H158L157 91ZM161 90V89H160ZM191 90V91H190ZM194 90H196V88H195V86H194ZM49 91V90H48ZM110 91H111V89H110ZM115 91V90H114ZM118 91V90H117ZM120 91V90H119ZM122 91H123V88H122ZM167 91V90H166ZM198 91V93L200 94L201 92L199 91V90H197ZM196 91V92H197ZM47 92V91H46ZM76 91H74V93H75ZM79 92V91H78ZM81 92V91H80ZM105 92V91H104ZM104 92H103V94H104ZM121 92V91H120ZM119 92V93H120ZM126 92V91H125ZM131 92V91H130ZM135 92V91H134ZM151 92V91H150ZM3 93V94H2ZM53 93H55L54 91H53ZM52 93V94H53ZM77 93V92H76ZM88 93V92H87ZM95 93H98V92H95ZM95 93H93V96H94V98H95ZM100 93V92H99ZM99 93L98 94H96V96L97 95H99ZM114 93V92H113ZM113 93H111V95L110 94H108V93H106L105 92V96L104 97H107V95H109V96H111L110 98H112V94ZM115 93H117V92H115ZM123 93V92H122ZM154 93V92H153ZM156 93H155V95H156ZM183 93L182 94H180V95H183ZM197 93V95H199ZM89 94V93H88ZM102 94V95H103ZM133 94H135V93H133ZM170 94H173L172 92L170 93ZM185 94L183 95L184 97H186L185 96ZM202 94V93H201ZM199 95L200 97L202 96V95ZM74 95H78V97H79V93L78 94H73V96ZM81 95V94H80ZM83 95H85L86 96V94H85V92H84V94ZM92 95V94H91ZM121 95V94H120ZM120 95H118L117 94V96H120ZM125 94H123V96H124ZM136 95V94H135ZM139 95V96H140ZM163 95V94H162ZM177 94H175L174 96H176ZM179 95V96H180ZM208 95H207V99H210V98H208ZM5 96V97H4ZM93 96H89V97H93ZM100 96V95H99ZM138 96V97H139ZM160 96V95H159ZM183 96H180V101H181V99H184V97ZM199 96H197V97H199ZM69 97V96H68ZM88 97V96H87ZM89 97H88V99H89ZM115 97V96H114ZM130 97V96H129ZM144 97H142V98H144ZM163 96H161V98H162ZM181 97H183V98H181ZM220 97V98H221ZM1 98V97H0ZM76 99L75 100H77V97H75ZM79 98H82V97H79ZM78 98V100H80ZM125 98V97H124ZM126 98H128V97H126ZM125 98V99H126ZM149 98V99H150ZM188 98V100H186L184 103H187L188 105H189V103L188 102H190L191 103V109L193 110V108H195V105L197 104L198 105V108L201 110V111H203V112H205L208 116L209 115H211V113H210V111H208V110H206V109H204L203 107L204 106H206L205 105V102L202 104V106H201V104H200V102L202 101V98H199V99H195V98H193V96L192 95H189V96H187L186 97V99ZM221 98V99H222ZM60 99V98H59ZM65 99H67V100H64V97L62 98V101L64 100L65 102H64V104L62 105V106H64V107H61V108H63V110H64V112H65V107L67 106V107H69L68 105H66L67 103V101H71L72 99H73V97L71 98V95H70V98H69V100H68V98H66L65 97ZM85 99H87L86 97H85ZM96 99V98H95ZM119 99V97L118 98H112V100H113V102H114V104H116V105H113V107H115V106H117V103H119V102H117L116 103V101ZM131 100H133L132 98H130ZM136 99L138 100V98H137V96H136ZM174 99V98H173ZM176 99V98H175ZM82 100H84V98H82ZM90 100V99H89ZM100 100V99H99ZM103 100V99H102ZM102 100H100L101 102H102ZM107 100V98L105 99V100H103V101H105V102H107L106 101ZM122 99L120 98V101H121ZM127 100V99H126ZM126 100H124V101H126ZM129 100V99H128ZM127 100V101H128ZM136 100V101H137ZM140 100H146V99H140ZM148 100V99H147ZM169 100H170V98H169ZM204 100L205 101H208V100H206V98H204ZM211 100V99H210ZM17 102V105L15 106H13V103L14 102ZM96 101V100H95ZM99 101V102H100ZM109 101V100H108ZM123 101V102H124ZM134 101H135V99L133 100V108H131V106L129 107V109H130V114L133 116V114L135 113V112H139L140 113V111H142V116H144L146 113L144 112V107H142V106H145L143 103H142V105H140V107H139V105L138 104H136V106L138 105V107H134ZM167 101H168V98H167ZM183 101V100H182ZM181 101V102H182ZM73 102H74V99H73ZM72 101L70 102V105L73 103ZM122 102V101H121ZM159 102V103H158ZM173 102V104L172 105H167V106H169V107H167V112L165 111V113H168V114H165L163 111L164 110H162V112L163 113H161L162 115H164V119H162V118H160L159 117V119L157 118V120H159V121H156V117L154 118V116H153V118L155 119V120H153V121H155L153 124H155L156 123V125H157V122H158V127L156 126V125H153L155 128H159L161 131H166V132H168L173 126H170L169 124H167V121H165V120H167L166 118H165V116L167 115V117L168 116H171V115H169V114H172V118H175L176 116H177V114L179 113L180 114V112L181 111H179L180 109H182V103L179 105H177V107H176V105H174V101H172ZM203 102V101H202ZM212 102V101H211ZM221 102V101H220ZM21 103H23L22 105H21ZM74 103H76V102H74ZM94 104H96L95 102H93ZM169 103V102H168ZM200 105H199V104ZM210 103V102H209ZM213 103V102H212ZM215 103V102H214ZM213 103V104H214ZM15 104V103H14ZM68 104H69V102H68ZM91 104V103H90ZM98 104V103H97ZM146 104V103H145ZM150 104V106H151V111H152V109H153V107H152V105ZM176 104V103H175ZM258 104H261L262 106L259 108V107H257V105ZM43 105H40V106H43ZM101 106H102V104H100ZM107 105V104H106ZM109 105H110V103H109ZM109 105H107L106 107L108 108V106ZM130 105V104H129ZM60 106V105H59ZM58 105H57V107L56 106H54L56 109L59 107ZM73 106V105H72ZM84 106H85V104H84ZM92 106V105H91ZM110 106H112V105H110ZM124 106V105H123ZM122 106V107H123ZM147 106H149L148 104H147ZM187 105H185V107L184 108H186L185 110H186V112L187 111H189L188 110V108L186 107ZM194 106V107H193ZM38 107V106H37ZM45 107H43L44 109H45ZM66 107V108H67ZM89 107V106H88ZM93 107V106H92ZM98 107V106H97ZM100 107V106H99ZM103 107L105 108V109H107L106 107H105V105H103ZM125 107H126V105H125ZM141 107L143 108L142 110H137L136 108H138V109H141ZM201 107V108H200ZM212 106H210V108H211ZM39 108H41V107H39ZM55 108L53 109V110H55ZM60 108V107H59ZM83 108V107H82ZM101 109H102V107H100ZM120 108V107H119ZM119 108H117V110L119 109ZM160 108H166V107H164V106H162L161 105V107ZM207 108H208V106H207ZM78 110H80L81 108H77ZM76 109V110H77ZM90 109H91V107H90ZM93 109V108H92ZM92 109H91V111H92ZM125 109V108H124ZM123 109V110H124ZM158 109V108H157ZM39 110V109H38ZM46 110V109H45ZM53 110H51V111H53ZM69 110V109H68ZM82 110V109H81ZM85 110L86 111H88L86 108H85ZM94 110V109H93ZM99 110V109H98ZM110 110H111V108H110ZM116 110V109H115ZM122 110V109H121ZM159 110V109H158ZM216 110V109H215ZM3 110H1V112H2ZM40 111V110H39ZM39 111H37V112H39ZM42 111V110H41ZM46 111H48V110H46ZM59 111H60V109H59ZM62 111V110H61ZM83 111V110H82ZM86 111H84V112H86ZM107 111V110H106ZM106 111H103V112H106ZM127 111L128 110H125V112L127 113ZM146 111V110H145ZM179 111V112H178ZM56 112V111H55ZM64 112H61L62 114L64 113ZM122 112V111H121ZM150 112V111H149ZM155 112V111H154ZM158 112V111H157ZM185 112V111H184ZM183 112V110H182V113H184ZM186 112H185V114H186ZM195 112V111H194ZM197 112V111H196ZM5 113V114H6ZM46 113H48V112H46ZM60 113V114H61ZM82 113V112H81ZM90 113V112H89ZM92 113V112H91ZM89 114V115H92V114ZM95 113V112H94ZM99 113H100V115L99 116H101L102 117V114H101V110H99ZM107 113V112H106ZM113 113H116V112H113ZM128 113H129V111H128ZM127 113V114H128ZM177 113V114H176ZM188 114H189V112H187ZM215 113V112H214ZM4 113H2L1 114V116L3 115ZM6 114V115H7ZM51 114V113H50ZM54 114V113H53ZM58 114V113H57ZM73 116L72 117H74V116H76L75 114H73V113H71ZM98 114V113H97ZM96 114V115H97ZM137 113H135V115H136ZM148 114H151L152 115V112H150V113H148ZM155 114H156V112H155ZM178 114V115H179ZM187 114V115H188ZM191 115H192V113H190ZM189 114V115H190ZM5 115V116H6ZM41 115V114H40ZM42 115H44V114H42ZM68 115V114H67ZM79 115H80V117H83V119H84V115H86V114H84V115H82V114H80L79 113ZM79 115H78V117L76 116L75 117V120L77 119H79L78 121L80 122V124H81V121H82V119L79 117ZM114 115V114H113ZM130 115V116H131ZM134 115V116H135ZM157 115H158V113H157ZM186 115V116H187ZM188 115V116H189ZM205 115V114H204ZM217 115V114H216ZM224 115V116H223ZM4 116V117H5ZM53 116V115H52ZM61 116V115H60ZM108 116H112V114L111 115H108ZM108 116H105V119H103L104 118V116L102 117V119L103 120H100L101 122H104V120H106V118L108 117ZM123 116V115H122ZM127 117L126 118H129V115H126ZM137 116V115H136ZM147 116H149V115H147ZM180 116V119H178V123H177V125L178 124H180L181 126H182V123H181V118L183 117V115L181 116V115H179ZM179 116H177L176 118H179ZM186 116H184V117H186ZM3 117V116H2ZM3 117V118H4ZM54 117V116H53ZM100 117V118H101ZM113 117V116H112ZM114 117H115V115H114ZM113 117V118H114ZM118 117V116H117ZM121 117V116H120ZM138 117H141V116H139V114H138V116H137V118ZM183 117V118H184ZM193 118L192 119H194V118H198V119H196V120H198V125H200V124H202L203 125V127H202V129L204 128V125L206 126L207 124H205V121L203 120L204 119V117H202L203 119H200L199 117H198V114L195 116L194 114H193V116H192ZM210 117V116H209ZM14 120H13V119ZM89 118V117H88ZM110 117H108V119H109ZM137 118H129V121L130 120H134V119H137ZM143 118V117H142ZM151 118V117H150ZM186 118H188V117H186ZM205 118H206V115H205ZM208 118V117H207ZM206 118V119H207ZM41 119L43 120V121H41ZM87 119V118H86ZM107 119V120H108ZM147 119V118H146ZM215 119H217V116H215ZM9 120V119H8ZM76 120V121H77ZM89 120H90V118H89ZM96 120V119H95ZM106 120V121H107ZM148 120V119H147ZM173 120H175V119H173ZM172 119H171V124L173 123L172 121H173ZM15 121V122H14ZM63 121V120H62ZM105 121V125H107L106 123H108L109 124V122H106ZM121 122L122 121H124V119H122V120H120ZM169 121V120H168ZM184 121V125L188 122V119H186V121L185 120H183ZM190 121H192V120H190ZM189 121V122H190ZM227 121V124L225 125V122ZM1 122V121H0ZM3 122H5V121H3ZM7 122V121H6ZM9 122V121H8ZM42 122V123H41ZM59 122H60V126H58L57 127V125L59 124ZM82 122H84V121H82ZM89 122V121H88ZM91 122V121H90ZM139 122H141L140 120H139ZM176 122V121H175ZM188 122V123H189ZM193 122H195L194 120H193ZM230 122V123H229ZM44 123V125H42ZM70 123H72L71 121L69 122V124ZM99 124H100V122H98ZM98 123H96V124H98ZM112 123H115V121H113ZM125 123V122H124ZM144 123V122H143ZM147 123H152V120L149 122V121H147ZM196 123V122H195ZM1 124V123H0ZM2 124H4V123H2ZM10 125H13V124H11V123H9ZM9 124H7L6 126H8ZM17 124H18V122H16V125L15 126H17ZM73 124V123H72ZM72 124L71 125H69V127H65L64 129H62V132L61 133H59V135L61 134V136H63L62 135V133L64 134L65 132H63L64 130H66L67 132L65 133L66 135H67V133H69V135H71L72 137H74V135H75V128L72 126ZM78 124V123H77ZM98 124V125H99ZM134 124V123H133ZM141 124H142V122H141ZM145 124V123H144ZM143 124V125H144ZM234 124H240V126L242 125L243 127H247V129H245L243 132H238V130H234V129H232V125H234ZM10 125H9V127H10ZM42 125V126H41ZM100 125H104V124H100ZM100 125H99V127H100ZM173 125V124H172ZM197 125V124H196ZM197 125V126H198ZM3 126V125H2ZM1 126V127H2ZM6 126H5V129H6ZM14 126V125H13ZM25 126V128H23V130L24 129H26L27 127ZM81 126V125H80ZM83 126V125H82ZM88 126V125H87ZM97 126V125H96ZM127 126V125H126ZM134 126H136V125H134ZM148 126V125H147ZM151 127H152V124L150 125ZM189 126V125H188ZM209 126V125H208ZM0 127V128H1ZM77 127H79V126H77ZM102 127V126H101ZM108 127H109V125L107 126V131L109 132V129H108ZM110 127H111V125H110ZM109 127V128H110ZM132 127V126H131ZM150 127V128H151ZM168 128V131L167 130H165V129H163V128ZM183 127V126H182ZM182 127H180V129H179V131H182L183 129H182ZM184 127H186V126H184ZM199 127V126H198ZM198 127H197V129H198ZM201 127V126H200ZM199 127V128H200ZM207 127V126H206ZM14 128V127H13ZM31 128H29V129H31ZM63 128V127H62ZM91 128V127H90ZM113 128V127H112ZM133 128V127H132ZM148 128V130L150 129L149 127H147ZM153 128V127H152ZM151 128V129H152ZM174 128V132H175V129L177 130V127L175 128V127H173ZM179 128V127H178ZM239 128V127H238ZM2 129V128H1ZM0 129V130H1ZM10 129V128H9ZM29 129H27V131L29 130ZM30 130V131H33V130ZM35 129H37V130H35ZM79 129H80V127H79ZM87 128H85V130H86ZM92 129V128H91ZM102 129V128H101ZM101 129L100 128H98V129H96V130H100L101 131ZM127 129V128H126ZM134 129V128H133ZM145 130H147L146 128H144ZM143 129V127H142V131L144 130ZM182 129V130H181ZM188 129V128H187ZM187 129H185V130H187ZM207 129H208V127H207ZM3 131H5L4 129H2ZM22 130V132L19 130L18 132L19 133H17L16 132V135L18 134V136H20V133L22 134L24 131ZM68 130H70V131H68ZM77 131H79L78 129H76ZM83 130V129H82ZM94 130V129H93ZM93 130H92V133H93ZM148 130H147V132H148ZM158 130V129H157ZM172 130V129H171ZM170 130V131H171ZM199 130H201V128L199 129ZM210 130V129H209ZM7 132H8V130H6ZM26 131V132H27ZM98 131H96V133L98 132ZM99 131V132H100ZM119 131V130H118ZM123 131V130H122ZM159 131V130H158ZM216 131V130H215ZM247 131V132H246ZM7 132H5V134L7 133ZM14 132V131H13ZM12 132V133H13ZM23 133V134H27L26 136H28V134H29V132H27V133ZM73 132V133H72ZM75 132V133H74ZM80 132L81 131H79L78 132V134L80 135ZM104 132V131H103ZM107 132V133H108ZM127 132V135H128V132H129V130L128 131H126ZM150 132V131H149ZM160 132V131H159ZM188 132H189V130H188ZM197 134H198V132L197 131H195ZM0 133H3V132H1L0 131ZM91 133V134H92ZM130 133H132V134H134L132 131L131 132H129V134ZM143 133V132H142ZM146 133V132H145ZM163 134H164V132H162ZM207 133H208V130H207ZM13 134H15V133H13ZM32 134V133H31ZM161 134V133H160ZM160 134H159V136H160ZM169 134H171V133H169ZM189 135H191V131H190V133H188ZM196 134V136L198 137L199 135H197ZM205 134V133H204ZM4 135V134H3ZM30 135V134H29ZM65 135V136H66ZM84 135H86V134H84ZM118 135V134H117ZM119 135H120V133H119ZM122 135V134H121ZM120 135V136H121ZM125 134H124V132H123V136H124ZM156 135H157V133H156ZM177 135H179V133H177L175 136H176V138H179L180 136H177ZM202 135V134H201ZM215 135V134H214ZM226 135V134H225ZM241 135V136H240ZM2 136V135H1ZM5 137H0L1 139L3 138H7L8 136L7 135H4ZM23 135H21L20 137H22ZM26 136H24V137H26ZM38 136V135H37ZM52 136V135H51ZM56 136H58V135H56ZM87 136V135H86ZM101 136V135H100ZM106 136V135H105ZM126 136V135H125ZM170 136H172V135H170ZM185 136V135H184ZM195 136V135H194ZM222 136V135H221ZM11 137V136H10ZM9 137V138H10ZM17 137V136H16ZM29 137H31V136H29ZM29 137H27V139H29ZM36 137V136H35ZM39 137V136H38ZM49 138V136H47L46 135V138ZM54 138H56L55 136H53ZM70 137V136H69ZM140 137V135L138 136V138ZM156 137V136H155ZM154 137V138H155ZM192 137V136H191ZM33 139H34V137H32ZM41 138V137H40ZM44 138H45V136H44ZM43 137H42V139H44ZM45 138V139H46ZM52 138V137H51ZM65 138H67V137H65ZM71 138V137H70ZM69 138V139H70ZM88 138V137H87ZM106 138V137H105ZM120 138V137H119ZM127 138H128V136H127ZM136 138V137H135ZM135 138H133V139H135ZM141 138V137H140ZM140 138L138 139V140H140ZM144 137H142V139H143ZM165 138H166V135H165ZM173 138H175L174 136H173ZM175 138V139H176ZM185 138V137H184ZM186 138H187V135H186ZM194 138V137H193ZM215 138V137H214ZM213 138V139H214ZM0 139V140H1ZM15 139V138H14ZM14 139H11V142H12V140H14ZM18 139H20L19 137H17L16 139H15V141H14V143H17V142H19L20 140H18ZM27 139H25V141L27 140ZM39 139V138H38ZM44 139V140H45ZM62 139V138H61ZM68 139V138H67ZM130 139V138H129ZM175 139H174V141H175ZM232 139V138H231ZM235 139V138H234ZM21 140H24V139H21ZM37 140V139H36ZM41 140V139H40ZM55 140H57V139H55ZM131 140V142H133V140L132 139H130ZM136 140V139H135ZM171 140V139H170ZM186 140V139H185ZM198 140V139H197ZM9 141H10V139H9ZM30 141V140H29ZM101 141V140H100ZM110 141V140H109ZM113 141V140H112ZM115 141V140H114ZM118 141V140H117ZM137 141V140H136ZM163 141V140H162ZM202 141V140H201ZM27 142V141H26ZM25 142V143H26ZM32 142V141H31ZM87 142V141H86ZM108 142V141H107ZM106 142V143H107ZM119 142H120V139H119ZM121 142H122V140H121ZM160 142V141H159ZM180 142H182V141H180ZM183 142H184V140H183ZM23 143V142H22ZM40 143V142H39ZM53 143V142H52ZM105 143V144H106ZM115 143V142H114ZM167 143H171V142H168V140H167ZM9 144V143H8ZM8 144H7V147H8ZM11 145L13 144V143H10ZM19 144V143H18ZM18 144H17V146H18ZM29 144H30V142H29ZM28 144V145H29ZM50 144V143H49ZM98 144V143H97ZM104 144V143H103ZM120 144V143H119ZM140 144H141V142H140ZM145 144V143H144ZM146 144H148V143H146ZM156 144H158V143H156ZM160 144H161V142H160ZM164 144V143H163ZM163 144H161V145H163ZM180 144H182V143H180ZM188 144V143H187ZM10 145V146H11ZM25 144H23V146H24ZM32 145V144H31ZM45 145V144H44ZM108 145V144H107ZM123 145V144H122ZM153 145V144H152ZM165 145H167V144H165ZM177 145V144H176ZM184 145V144H183ZM21 146H22V144H21ZM26 146V145H25ZM30 146V145H29ZM105 146V145H104ZM112 147V144L110 145L109 144V147ZM119 146H121V145H119ZM126 146H127V144H126ZM131 146V145H130ZM135 146H137L136 144H135ZM142 146V145H141ZM192 146H194V145H192ZM207 146V145H206ZM41 147V146H40ZM40 147H35L34 148V150L35 149H37V148H40ZM47 147V146H46ZM45 147V148H46ZM54 147V146H53ZM86 147V146H85ZM106 148H108L107 146H105ZM184 147V146H183ZM182 147V148H183ZM218 147V146H217ZM246 147V146H245ZM263 147V146H262ZM261 147V148H262ZM8 148H12V147H8ZM8 148H7V150L6 151H9L8 150ZM13 148H16V147H14L13 146ZM51 148V147H50ZM103 149H104V147H102ZM117 149H118V147H116ZM122 148H124V149H126L125 148V146L124 147H122ZM131 148V147H130ZM156 148H158L157 146H156ZM167 148V147H166ZM165 148V149H166ZM171 148H172V145H171ZM180 148V147H179ZM1 150H2V147L0 148ZM18 149H20V147H18L17 148V150ZM42 149H44V148H42ZM42 149H41V151L40 152H42ZM47 149V148H46ZM52 149V148H51ZM114 149V148H113ZM144 149V148H143ZM263 149V148H262ZM261 149V150H262ZM13 150V149H12ZM25 151H30V150H27V149H24ZM55 150V149H54ZM80 150H82L81 148H80ZM91 150H93V149H91ZM100 150H102V149H100ZM140 150V148L138 149V151ZM163 150H164V147H163ZM176 150V149H175ZM33 151V150H32ZM60 151H61V149H60ZM89 151V150H88ZM87 151V153H89ZM127 151V150H126ZM124 152V153H126V154H128L127 152ZM129 151V150H128ZM138 151H137V153H138ZM191 151V150H190ZM263 151V150H262ZM261 151V152H262ZM17 152V151H16ZM19 152H20V150H19ZM36 152H38L37 150H36ZM39 152V153H40ZM43 152H45V150L43 151ZM57 153V151H54V153ZM67 152V151H66ZM69 152V151H68ZM67 152V153H68ZM92 152H94V154H95V151H92ZM160 152V151H159ZM260 152V153H261ZM5 153V152H4ZM4 153H2L1 155H2V158H4V159H1V160H3V163H0V174H2L3 175V177L5 178V181L8 183V184H10V187H12V189H14L13 187L14 186H11V185H13V183H12V179L13 178H10V177H8L7 175H13L12 173V171H11V168H10V165L5 161L6 159L5 158H8L9 156H10V153L7 155H5ZM23 153V152H22ZM65 153V152H64ZM91 153V152H90ZM3 154H4V157H3ZM13 154V153H12ZM19 154V153H18ZM24 154V153H23ZM34 154V153H33ZM32 154V155H33ZM93 154V153H92ZM149 154V153H148ZM153 154V153H152ZM192 153H189L188 155L190 156ZM236 154V153H235ZM53 155V154H52ZM57 155V154H56ZM69 155V154H68ZM82 155H84V154H82ZM167 155V154H166ZM169 155V154H168ZM249 155H251V154H249ZM248 155V156H249ZM263 155H264V153H263ZM12 156V155H11ZM29 156V155H28ZM54 156V155H53ZM257 156V155H256ZM27 157V156H26ZM212 157V156H211ZM1 158V157H0ZM11 158V157H10ZM9 158V160L11 161L12 159H10ZM43 158V157H42ZM41 158V159H42ZM48 159L49 158H51V157H47ZM118 158V157H117ZM116 158V159H117ZM154 158V157H153ZM180 158V157H179ZM201 158V157H200ZM55 159V158H54ZM82 159V158H81ZM86 159V158H85ZM93 159H95V158H93ZM262 159V158H261ZM264 159V158H263ZM16 160H18V158L16 159ZM15 160V161H16ZM42 160H44V159H42ZM50 160V159H49ZM53 160V159H52ZM51 160V161H52ZM56 160V159H55ZM67 160H69V159H67ZM88 160V159H87ZM158 160V159H157ZM157 160H155L154 161V164H155V168H154V166H153V169H156V163H157ZM164 160H166V158H164ZM9 161V162H10ZM23 162H24V160H22ZM26 161H27V159H26ZM40 161V160H39ZM38 161V162H39ZM74 161V160H73ZM83 161V160H82ZM94 161V160H93ZM104 161H107V160H104ZM127 161V160H126ZM153 161V160H152ZM163 161V160H162ZM37 162V163H38ZM41 162V161H40ZM180 162V161H179ZM251 162V161H250ZM29 163V162H28ZM70 164H71V162H69ZM68 163V164H69ZM166 163V162H165ZM172 163H174V162H172ZM183 163H185V162H183ZM197 163H199V162H197ZM30 164V163H29ZM59 164V163H58ZM78 164V163H77ZM113 164H114V162H113ZM120 164V163H119ZM129 164V163H128ZM170 164V163H169ZM219 164V163H218ZM28 164H26V166H27ZM88 165V164H87ZM112 165V164H111ZM166 165V164H165ZM195 165H196V163H195ZM194 165V166H195ZM30 166V165H29ZM67 166H69V165H67ZM115 166V165H114ZM147 167H148V165H146ZM167 166V165H166ZM176 166V165H175ZM185 166V165H184ZM183 166V167H184ZM239 166V165H238ZM249 166V165H248ZM32 167V166H31ZM80 167V166H79ZM108 167V166H107ZM107 167H104V168H107ZM141 167V166H140ZM146 167V168H147ZM17 168V167H16ZM58 168H60L61 169V166L60 167H58ZM123 168V167H122ZM137 168V167H136ZM142 168V167H141ZM140 168V169H141ZM145 167L144 168H142V169H144L143 170V172L145 171V169H146ZM164 168V167H163ZM176 168H178V167H176ZM249 168V167H248ZM248 168L246 167V169L248 170ZM15 169V167L13 166V170ZM25 169H27L26 167H25ZM55 169V168H54ZM70 170H72L71 169V167L69 168ZM120 169V168H119ZM139 169V170H140ZM151 169H152V166H151ZM181 169V168H180ZM182 169H184V168H182ZM182 169L180 170L181 172V175H183L182 174ZM187 169V168H186ZM188 169H189V167H188ZM187 169V170H188ZM199 169V171H200V168H198ZM57 170H59V169H57ZM22 171V170H21ZM83 171V170H82ZM90 171V170H89ZM88 171V172H89ZM147 171V170H146ZM154 171V170H153ZM153 171H151V172H153ZM155 171H157V169L155 170ZM236 171V170H235ZM43 172V171H42ZM72 172V171H71ZM84 172V171H83ZM91 172V171H90ZM130 172H131V170H130ZM142 171H141V173H143ZM159 172V171H158ZM19 173V172H18ZM22 173H23V171H22ZM118 173V172H117ZM120 173H122V172H120ZM119 173V174H120ZM146 173V172H145ZM154 173V172H153ZM152 173V174H153ZM170 173V172H169ZM187 173H188V171H187ZM187 173H185V174H187ZM38 174H40V173H38ZM45 174V173H44ZM63 174V173H62ZM72 174V173H71ZM104 174V173H103ZM151 174V175H152ZM184 174V175H185ZM15 175V174H14ZM20 175V174H19ZM47 175V174H46ZM54 175V174H53ZM69 174H67V176H68ZM48 176V175H47ZM66 176V177H67ZM85 177H86V175H84ZM90 176H92L91 174H90ZM135 176V175H134ZM143 176H148L147 174L145 175L144 173H143ZM150 176V175H149ZM195 176V175H194ZM251 176H253V175H251ZM3 177H1V180L0 181H2V178ZM33 176H30V178H32ZM56 177V176H55ZM65 177V178H66ZM72 177V176H71ZM145 177L143 178L144 180H145ZM203 176L201 175L198 179H204V178H202ZM245 177V176H244ZM254 177V176H253ZM92 178L93 177H91V180H92ZM163 178V177H162ZM178 178V177H177ZM182 178V177H181ZM259 178H261L260 180H259ZM39 179V178H38ZM56 179H58V177L56 178ZM62 179V178H61ZM196 179V178H195ZM247 179V178H246ZM67 180V179H66ZM138 180H139V178H138ZM165 180V179H164ZM185 180V179H184ZM183 180V181H184ZM5 181H2V182H5ZM19 181V180H18ZM57 181V180H56ZM75 181H76V178H75ZM95 181V180H94ZM93 180H92V182H94ZM107 181V180H106ZM215 181V180H214ZM2 182H0V183H2ZM5 182V183H6ZM12 184H11V183ZM21 183H22V181H20ZM59 182V181H58ZM61 182H62V180H61ZM182 182V181H181ZM6 183V185L8 186V184ZM20 183V184H21ZM37 183V182H36ZM76 183H78L77 181H76ZM143 183H144V181H143ZM216 183V182H215ZM217 183H219V182H217ZM239 183V182H238ZM22 184H24V181H23V183ZM43 184V183H42ZM52 184V183H51ZM72 184H74L75 185V183H72ZM223 184V183H222ZM17 185H19V184H17L16 183V187H17ZM53 185H54V183H53ZM71 185V184H70ZM105 185H107V183L105 184ZM246 185H247V187L250 189V191H248L247 189V191H245V194L246 195H248L247 197H246V199H245V195L243 196V198L240 200V206H239V208H241L242 210H243V212H241V211H237V212H234L233 210V203H234V199L233 198H231V196L230 197H226L225 198V200L224 201H218V202H216V199L218 198V197H215V198H213L212 200H210V201H208L206 204H203V203H201V204H203L202 206H200V218H201V220L205 223V231H201L200 233H202V232H204L205 234V236H204V239L202 240V241H199V243H200V245H201V249H208L207 251H205V250H201V252L202 251H204L205 252V254H202V255H208V258L209 259H215V260H217V263L214 261V263L215 264H223L224 262H226L225 264H234V260L236 259V258H238V262L240 261V263L239 264H256L255 262L257 261V263L259 262V260H260V262H262L261 264H263L264 263V253L262 252V251H264V243H261V245H259V243L261 242V240H262V237L264 236V231L261 229L262 228V226L261 225H263V227H264V220H263V222H259L261 219H263V217L260 219V220H258V218H259V216H264V177L263 176H261L260 175V173L258 174V176H257V179H254V180H251L250 182H248V183H246ZM22 186V185H21ZM38 186V185H37ZM37 186H36V188L35 189H37L38 190V188H37ZM61 186V185H60ZM63 186V185H62ZM188 186H189V184H188ZM206 186V185H205ZM233 186H234V184H233ZM9 187V188H10ZM63 187H65V186H63ZM202 187H204V186H202ZM47 188V187H46ZM57 188V187H56ZM73 188V187H72ZM168 188H171V187H168ZM11 189V188H10ZM11 189V190H12ZM17 189V191L20 189H18V188H16ZM27 189V188H26ZM42 190V188H39V190ZM49 188H47V190H48ZM67 188L65 187V190H66ZM7 190H8V187H7ZM37 190H35V192L37 191ZM50 191H51V189H49ZM48 190V191H49ZM59 190V189H58ZM143 190V189H142ZM162 190H164V187H163V189ZM166 190V189H165ZM205 191H206V189H204ZM227 190H228V188H227ZM244 190V189H243ZM19 191H22V189H20ZM30 191V190H29ZM78 191V190H77ZM134 191V190H133ZM200 192V190H197V192ZM207 191H208V188H207ZM224 191V190H223ZM15 192V191H14ZM24 192V191H23ZM61 192H63V191H61ZM73 192V191H72ZM107 192V191H106ZM105 192V193H106ZM197 192H191V193H197ZM198 192V193H199ZM244 192V191H243ZM28 193V192H27ZM77 193V192H76ZM82 193V192H81ZM138 193H140V192H138ZM191 193H190V195H191ZM241 193V192H240ZM240 193H238V194H240ZM20 194V193H19ZM29 194V193H28ZM49 194V193H48ZM61 194V193H60ZM102 194V193H101ZM145 194H147V193H145ZM214 194V193H213ZM217 194V193H216ZM226 194V193H225ZM7 195V194H6ZM18 195V194H17ZM38 195V194H37ZM215 195V194H214ZM250 195H252L253 197H252V199H250L249 200V197H250ZM5 196V195H4ZM8 196H9V194H8ZM15 196V195H14ZM33 196H35V195H33ZM32 196V198H34ZM51 196V195H50ZM76 197H78L77 195H75ZM93 196V195H92ZM162 196V195H161ZM5 197H7V196H5ZM5 197H3V198H5ZM10 197V196H9ZM40 197V196H39ZM65 197V196H64ZM164 197H166V196H164ZM196 197H199V196H196ZM208 197V196H207ZM22 199H25V198H23V197H21ZM27 198V197H26ZM41 198V197H40ZM203 197H200L199 198V200L200 199H202ZM235 198V197H234ZM237 198V197H236ZM247 198H248V200H247ZM6 199V198H5ZM4 199V200H5ZM31 199V198H30ZM57 199V198H56ZM80 199V198H79ZM125 199H129V198H125ZM218 199H220L221 200V197H219ZM14 200V199H13ZM32 200V199H31ZM36 200V199H35ZM34 200V201H35ZM180 200V199H179ZM182 200V199H181ZM6 201V202H5ZM5 201H3L4 203H6V204H8L9 202H10V200L8 199V201L7 200H5ZM33 201V200H32ZM31 201V202H32ZM34 201H33V203H34ZM44 201L46 202V200L44 199ZM54 201V200H53ZM68 201V200H67ZM88 201V200H87ZM139 201V200H138ZM165 201V200H164ZM238 201V200H237ZM81 202V201H80ZM84 202V201H83ZM14 203V202H13ZM53 203V202H52ZM88 203H89V201H88ZM161 203V202H160ZM0 204H2V203H0ZM11 205H12V203H10ZM30 204V203H29ZM159 204V203H158ZM35 205V204H34ZM39 205V204H38ZM191 205H193V204H191ZM1 206V205H0ZM59 206V205H58ZM79 206H80V204H79ZM121 206V205H120ZM145 206V205H144ZM161 206V205H160ZM181 206H184V205H181ZM199 206V205H198ZM234 206H236V205H234ZM1 207H3V206H1ZM0 207V208H1ZM17 207H20V206H17ZM16 207V208H17ZM42 207V206H41ZM56 207V206H55ZM81 207H82V205H81ZM238 207V206H237ZM7 208H9L8 207V205H7ZM21 208H23V207H21ZM59 208H60V206H59ZM80 208V207H79ZM86 208V207H85ZM146 208V207H145ZM238 208V209H239ZM2 209H4V208H2ZM5 209H6V207H5ZM24 209V208H23ZM62 209V208H61ZM81 209V208H80ZM80 209H79V211H80ZM8 210V209H7ZM32 210V209H31ZM38 210V209H37ZM41 210V209H40ZM55 210V209H54ZM181 210H183V209H181ZM180 210V211H181ZM189 210V209H188ZM196 210V209H195ZM237 210V209H236ZM26 211V210H25ZM33 211V210H32ZM23 212V211H22ZM31 212V211H30ZM62 212V211H61ZM99 212V211H98ZM167 212V211H166ZM184 212H186L187 213V211H184ZM79 213V212H78ZM87 213V212H86ZM134 213V212H133ZM180 213H182V212H180ZM164 214V213H163ZM37 215V214H36ZM51 215V214H50ZM49 215V216H50ZM64 215V214H63ZM168 215V214H167ZM192 215V214H191ZM8 216V215H7ZM152 216V215H151ZM160 217V216H159ZM165 217V216H164ZM60 218V217H59ZM124 218H126V217H124ZM188 218V217H187ZM199 218V219H200ZM162 219V218H161ZM195 219V218H194ZM9 220V219H8ZM17 220V219H16ZM55 220V219H54ZM186 220V219H185ZM27 221V220H26ZM114 221V220H113ZM165 221V220H164ZM187 221V220H186ZM194 221V220H193ZM196 222L197 221H199V220H195ZM7 222H10V221H7ZM14 222V221H13ZM130 222V221H129ZM15 223V222H14ZM21 223V222H20ZM66 223V222H65ZM161 223V222H160ZM189 223V222H188ZM16 224V223H15ZM129 224V223H128ZM198 224H200V223H198ZM14 225V224H13ZM17 225V224H16ZM133 225H134V223H133ZM9 226V225H8ZM15 226V225H14ZM41 226V225H40ZM39 226V227H40ZM65 226V225H64ZM71 226V225H70ZM198 226H200V225H198ZM54 227V226H53ZM137 227H138V225H137ZM136 227V228H137ZM151 227V226H150ZM162 228V227H161ZM163 229V228H162ZM180 229V228H179ZM264 229V228H263ZM12 230V229H11ZM71 230V229H70ZM164 230V229H163ZM186 230H187V228H186ZM194 230V229H193ZM198 230H199V228H198ZM22 231V230H21ZM103 232V231H102ZM151 232V231H150ZM159 232V231H158ZM180 232V231H179ZM184 232V231H183ZM189 232L190 231H188V239H190L189 237L191 236H189ZM44 233H45V231H44ZM58 233V232H57ZM66 233V232H65ZM73 233V232H72ZM72 233H71V235H72ZM140 233H141V231H140ZM177 233V232H176ZM185 233V232H184ZM183 233V234H184ZM194 233H196V232H194ZM194 233H192V234H194ZM46 234H48V233H46ZM75 234V233H74ZM182 234V235H183ZM186 234V233H185ZM198 234H199V232H198ZM42 235V234H41ZM142 235V234H141ZM160 235V234H159ZM151 236V235H150ZM158 236V235H157ZM164 237H165V235H163ZM184 236V235H183ZM1 237H3V236H1ZM6 237V236H5ZM4 237V238H5ZM8 237V236H7ZM48 237V236H47ZM56 237V236H55ZM181 238H182V236H180ZM180 237H178V238H180ZM192 237H193V235H192ZM192 237H191V239H192ZM197 237H199V239H200V236H197ZM196 237V239H198ZM122 238V237H121ZM163 238V237H162ZM174 238V237H173ZM173 238H172V240H173ZM47 239V238H46ZM51 239V238H50ZM96 239V238H95ZM198 239V240H199ZM218 239H219V241H218ZM67 240V239H66ZM177 240V239H176ZM179 240V239H178ZM198 240H196V241H198ZM4 241V240H3ZM76 241V240H75ZM246 241L248 242L247 243V245H248V248L247 249H249V251L250 252H248V253H250V254H248L247 253V251L248 250H244L245 248H246ZM72 242V241H71ZM135 242V241H134ZM63 243V242H62ZM181 243V242H180ZM73 244H75V242H73ZM132 244H133V242H132ZM168 244V243H167ZM184 244V243H183ZM197 244V243H196ZM263 244V245H262ZM142 245H144V244H142ZM156 245V244H155ZM175 245V244H174ZM198 245V244H197ZM164 246V245H163ZM171 246H172V244H171ZM245 246V247H244ZM5 247V246H4ZM110 247V246H109ZM137 247V246H136ZM199 247V246H198ZM198 247L197 246H195V244H193V242L192 241H190V240H188L187 242H186V244L185 245H183V246H181V250L183 249V251H181V254H180V252H178L179 254L178 255H183V257L184 258H186L187 259V255H188V257H189V255H191V257H192V259H191V261H190V259L188 258V260L191 262V264H205V261L206 260H204L203 258H204V256L203 257H200L201 259H203V260H201V259H199L198 260V256L196 255V251L195 250H197L198 249ZM144 248V247H143ZM197 248V249H196ZM200 248V247H199ZM109 249V248H108ZM133 249V248H132ZM145 249V248H144ZM165 249H167V248H165ZM186 249H192L191 250V254L189 253H187L186 252V254L187 255H184V254H182L183 252H184V250H186ZM242 249H243V251H244V254H242V255H244V257L243 256H239V257H237L236 256V258L234 257V255L236 254V255H238V253L240 252V250H241V252L240 253H242ZM257 249H259V250H261L262 249V255L261 254H259V255H261V256H258L257 255V253H256V250ZM111 250V249H110ZM124 250H127L126 248L124 249ZM167 250H169V249H167ZM172 249H170V251H171ZM177 250H178V248H177ZM216 250H219V251H216ZM259 250H257L258 252H259ZM117 251V250H116ZM122 251V250H121ZM136 251V250H135ZM169 251V252H170ZM175 251V250H174ZM179 251V250H178ZM187 251V250H186ZM189 251V250H188ZM223 251L224 252H226V253H224V255H222L223 254ZM8 252V251H7ZM114 252V251H113ZM112 252V253H113ZM119 252H120V250H119ZM203 252V253H204ZM222 252V254H220ZM108 253H109V250H108ZM133 253V252H132ZM162 253V252H161ZM175 253V252H174ZM185 253V252H184ZM198 254H199V251L197 252ZM240 253H239V255H240ZM77 254V253H76ZM75 254V255H76ZM128 254V253H127ZM194 254L196 255V258L194 257ZM118 255V254H117ZM131 255V254H130ZM149 255V254H148ZM172 256L174 255L173 254V252H172V254H171ZM232 255H233V257H232ZM249 255H251L250 257H247V256H249ZM135 256H137L136 254H135ZM144 256V255H143ZM161 256V255H160ZM168 256V255H167ZM172 256H171V259H174V258H172ZM180 256H178V259L177 260H179L180 259ZM76 257V256H75ZM157 257V256H156ZM207 257V256H206ZM107 258V257H106ZM110 258V257H109ZM124 258V257H123ZM163 258L164 257H162V260H161V262L163 261ZM166 258V257H165ZM177 258V257H176ZM175 258V259H176ZM234 258V259H233ZM59 259H61V258H59ZM158 259V258H157ZM167 259V258H166ZM170 259V260H171ZM174 259V260H175ZM208 259V260H209ZM160 260V259H159ZM168 261L167 260V263L168 262H170L169 264H171V262L172 263H174L173 261ZM180 260H182V259H180ZM179 260V261H180ZM187 260V261H188ZM237 260V259H236ZM235 260V261H236ZM261 260H263V261H261ZM8 261V260H7ZM126 261V260H125ZM135 261H137L136 259H135ZM149 261H151V260H149ZM153 261H154V259H153ZM183 262V264H188V263H186V261L184 262V260H182ZM212 261V260H211ZM55 262V261H54ZM53 262V263H54ZM107 262V261H106ZM118 262H119V260H118ZM131 262V261H130ZM144 262V261H143ZM145 262H148V261H145ZM165 262V261H164ZM164 262H162L163 264H165ZM178 262V261H177ZM213 262V261H212ZM211 262V263H212ZM260 262H259V264H260ZM8 263H10V261L8 262ZM126 263H128V262H126ZM140 264H141V262H139ZM153 263V262H152ZM161 263V264H162ZM210 263V262H209ZM209 263H206V264H209ZM210 263V264H211ZM160 264V263H159ZM176 264H178V263H176ZM190 264V263H189ZM237 264V263H236Z\"/></svg>",
	"mask_w": 264,
	"mask_h": 264
}]
</instances>
